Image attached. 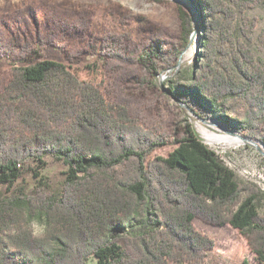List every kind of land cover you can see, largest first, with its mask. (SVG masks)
Segmentation results:
<instances>
[{
  "label": "trees",
  "instance_id": "obj_1",
  "mask_svg": "<svg viewBox=\"0 0 264 264\" xmlns=\"http://www.w3.org/2000/svg\"><path fill=\"white\" fill-rule=\"evenodd\" d=\"M190 1L202 30L197 57L173 69L167 90L197 115L264 144V67L245 42L256 25L247 10L261 0ZM177 15L188 43L195 24L183 8ZM128 54L152 75V57L167 67L175 61L159 46ZM35 57L0 84V186L10 188L28 165L43 168L47 158L64 164L66 177L59 194L37 184L0 196V264H202L214 241L196 229V218L237 229L264 263V193L239 182L189 123L171 138L108 98L102 83ZM168 142L175 146L166 155L150 157ZM20 218L44 224L46 240L9 245Z\"/></svg>",
  "mask_w": 264,
  "mask_h": 264
},
{
  "label": "rangeland",
  "instance_id": "obj_2",
  "mask_svg": "<svg viewBox=\"0 0 264 264\" xmlns=\"http://www.w3.org/2000/svg\"><path fill=\"white\" fill-rule=\"evenodd\" d=\"M180 7L191 14L196 25L197 10L190 0H0V84L7 81L12 67L32 64L37 60L35 56L62 62L78 77L102 83L108 98L123 100L141 120H151L171 138L178 137L185 123H189L239 182L253 184L264 193V144L239 129L226 128L213 117L197 115L167 90L174 80L173 69L179 72L194 61L201 41L202 30L194 25L188 43L185 42L177 15ZM247 14L256 18V25L252 39L245 42L264 67V0L247 10ZM157 46L175 61L167 67L165 62L152 57L156 62L153 75L135 56L128 54L135 47L148 51ZM115 51L119 53L116 59ZM184 79L182 76L179 81ZM234 107L236 111L241 109L239 105ZM229 116L237 117V112ZM200 127L215 134L237 135L243 143L210 141ZM262 129L264 119L258 125V130L262 132ZM174 146L168 142L155 149L150 157L166 155ZM26 170L10 188L1 185L0 196L29 193L37 184L59 194L67 167L47 158L43 168L38 169L32 163ZM259 210L264 211V201L260 202ZM193 223L214 241L202 264H264L256 260L246 237L229 224L213 225L198 218ZM17 225L16 231L8 233L9 245L46 240V227L41 222L20 218ZM86 264H94V260Z\"/></svg>",
  "mask_w": 264,
  "mask_h": 264
},
{
  "label": "bare ground",
  "instance_id": "obj_3",
  "mask_svg": "<svg viewBox=\"0 0 264 264\" xmlns=\"http://www.w3.org/2000/svg\"><path fill=\"white\" fill-rule=\"evenodd\" d=\"M200 130L206 135L207 139L213 142H226L233 145H241L243 140L240 139L237 135H229V134H215L209 132L203 127H200ZM213 144V143H212Z\"/></svg>",
  "mask_w": 264,
  "mask_h": 264
},
{
  "label": "water",
  "instance_id": "obj_4",
  "mask_svg": "<svg viewBox=\"0 0 264 264\" xmlns=\"http://www.w3.org/2000/svg\"><path fill=\"white\" fill-rule=\"evenodd\" d=\"M195 27H198V24L196 23V25H195ZM192 111V110H191ZM224 130V129H223ZM225 131H227V130H225Z\"/></svg>",
  "mask_w": 264,
  "mask_h": 264
}]
</instances>
